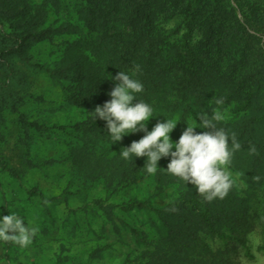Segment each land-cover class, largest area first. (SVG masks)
<instances>
[{
	"label": "rangeland",
	"instance_id": "rangeland-1",
	"mask_svg": "<svg viewBox=\"0 0 264 264\" xmlns=\"http://www.w3.org/2000/svg\"><path fill=\"white\" fill-rule=\"evenodd\" d=\"M31 16L43 11L38 31H57L30 46L22 59H15V76L8 82L7 92L19 104V110L29 122L49 130L23 129L17 114L10 111L8 102L0 110V159L18 174V179L0 170V216L14 212L31 221L38 232L28 247L0 243L2 264H264V121L250 126L251 117L264 107V87L255 91L261 64L257 58L246 60L234 52H219L212 34L194 30L190 45H199L200 70L212 80L202 106L186 104L172 91L158 99L159 93L144 92L140 98L155 109L154 119L147 122L150 131L157 120L175 119L179 122L170 134L177 141L192 117L198 113L220 112L219 126L229 135L235 134L241 148L235 150L229 165L233 185L220 201L243 203L239 223L223 225L221 235L196 230L183 243L169 238L168 229H178L170 223V215L159 214L169 204L188 200L195 193L192 185L165 172L170 158L158 162L155 175L147 174L144 158L124 159L120 149L138 141L143 132L125 136L111 145L107 129L100 132L74 130L71 127L91 119L96 107L73 106L68 103L70 88L84 89L80 77H102L106 81V96L114 85L108 77L118 71L104 65L105 54L98 60L91 52L84 23L76 12L78 0H62L58 7L44 0H21ZM158 0L153 6L155 34L178 38L179 20L162 17ZM0 24V32L10 31ZM258 37V35H255ZM123 37V36H122ZM80 41L81 47L69 46ZM124 49L126 42L118 40ZM171 43V42H170ZM108 50V45L106 47ZM45 66L57 73L55 81L29 64ZM27 64V65H26ZM135 77L134 67L122 69ZM5 70H0V84ZM107 76V77H106ZM81 84V85H80ZM213 84V85H212ZM254 91L255 93H252ZM252 93L250 102L247 95ZM157 94V96H156ZM223 101L217 104L216 100ZM135 103V101H133ZM185 109V110H184ZM185 113V115H184ZM184 115V116H183ZM157 117V118H155ZM66 126L64 131L53 129ZM179 132H175L176 129ZM82 129V128H81ZM196 132L210 131L197 128ZM230 143V142H229ZM111 145V146H110ZM122 151V149H121ZM31 165H36L32 167ZM40 195L45 198L42 203ZM57 197L55 202L49 199ZM236 198V199H232ZM63 201L68 205L64 207ZM104 205L144 201L152 210L124 212L102 208ZM72 209L73 212L68 211ZM238 208V207H237ZM188 211H186L187 213ZM215 260V261H213Z\"/></svg>",
	"mask_w": 264,
	"mask_h": 264
},
{
	"label": "trees",
	"instance_id": "trees-1",
	"mask_svg": "<svg viewBox=\"0 0 264 264\" xmlns=\"http://www.w3.org/2000/svg\"><path fill=\"white\" fill-rule=\"evenodd\" d=\"M158 0H78L76 12L79 20L83 21L87 30L88 40L91 42V52L94 59H100L105 54L103 66L114 71L134 67L135 78L144 84V92L159 93L158 99H165L172 91L177 92L187 105L202 106L208 93V85L212 82L206 73L200 70L201 59L198 56L199 45H190L189 37L194 30H205L216 44L219 52H234V55L247 61V56L257 58L261 64V73L258 79L264 81V0H163L160 10L162 17L179 20L177 31H184L178 38L155 34L154 23L157 16L153 13V6ZM45 4L58 7L62 0H44ZM37 16H31L29 8L21 0H0V24H8L7 33L0 32V70L6 74L0 84V110L8 102L10 111L17 114L23 129L32 128L43 133V128L36 122H29L19 110V104L7 92L8 82L15 76L13 61L22 59L26 50L36 43L46 39L48 35L57 31H38L43 11ZM49 35V36H50ZM255 35H258L256 37ZM123 36V37H122ZM118 40L126 42L124 49L118 46ZM171 42V43H170ZM108 45V50L106 47ZM69 46L81 47L78 40ZM23 60V59H22ZM28 66L47 73L51 79L60 81L57 73L50 71L43 65L30 64ZM26 64V65H27ZM80 83L86 82L84 89L70 88L68 103L73 106L93 108L109 100L106 96V81L102 77L82 76L77 79ZM81 85V84H80ZM213 85V84H212ZM255 91L264 85L254 84ZM255 93L254 91H251ZM252 93L247 95L250 102ZM157 96V94H156ZM185 110V109H184ZM262 114L251 117V125L262 124L264 121V107L259 109ZM185 115V113H184ZM183 115V116H184ZM66 126H55L53 129L64 131ZM74 130L100 132L106 129L105 122L97 119H88L71 127ZM82 128V129H81ZM175 132H179L177 128ZM263 150H264V145ZM36 167V165H31ZM0 170L14 179H18L16 171L9 168L0 159ZM42 203L45 198L40 195ZM236 199V198H232ZM53 197L48 202L57 201ZM236 200L225 201L215 199L206 201L202 196L193 193L188 200L180 199L169 204L166 210H159V214L170 215V223L177 224L178 229H168L169 238L178 239L183 243L191 240L196 230L210 235H221L223 225L234 228L242 217L243 203ZM65 208L68 207L63 201ZM102 208L118 209L124 212L152 210L149 203L133 201L121 204L104 205ZM238 207V208H237ZM68 211L73 212L68 208ZM186 211H188L186 213ZM215 261V260H213Z\"/></svg>",
	"mask_w": 264,
	"mask_h": 264
},
{
	"label": "clouds",
	"instance_id": "clouds-1",
	"mask_svg": "<svg viewBox=\"0 0 264 264\" xmlns=\"http://www.w3.org/2000/svg\"><path fill=\"white\" fill-rule=\"evenodd\" d=\"M108 79L114 85L108 93L110 100L89 113L93 122L97 119L105 122L106 136L111 145L130 134L144 133L138 141L121 148L118 155L131 159L132 163L136 158H144L143 168L150 175L161 169L158 162L162 158H170L164 171L185 185H192L204 200L210 202L227 196L233 185L229 165L241 144L235 134L229 135L225 128L219 126L218 122L223 120L220 112H211V115L206 111L198 113L195 117L199 123L193 116L190 122H184L185 128L179 139L172 141L170 134L179 123L175 119L157 120L148 130L147 122L154 119L155 109L151 103L140 98L144 91L141 80L130 71L121 70ZM216 103L219 105L223 101L217 99ZM197 128L210 131L196 132ZM37 232L38 228L31 221L14 212L8 211V215L0 216V243L28 247Z\"/></svg>",
	"mask_w": 264,
	"mask_h": 264
}]
</instances>
